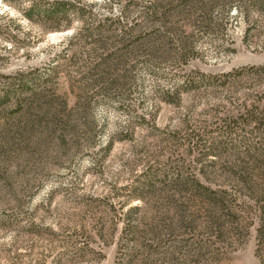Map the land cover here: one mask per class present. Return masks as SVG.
I'll use <instances>...</instances> for the list:
<instances>
[{
	"label": "rangeland",
	"instance_id": "1",
	"mask_svg": "<svg viewBox=\"0 0 264 264\" xmlns=\"http://www.w3.org/2000/svg\"><path fill=\"white\" fill-rule=\"evenodd\" d=\"M70 1L85 19L46 31L0 0L18 20L0 21V93L18 91L0 107V264H116L120 248L137 264H264L258 140L234 123L255 93L217 85L264 66V0H160L147 21L156 0ZM137 18L100 56L81 35Z\"/></svg>",
	"mask_w": 264,
	"mask_h": 264
},
{
	"label": "trees",
	"instance_id": "2",
	"mask_svg": "<svg viewBox=\"0 0 264 264\" xmlns=\"http://www.w3.org/2000/svg\"><path fill=\"white\" fill-rule=\"evenodd\" d=\"M190 1L197 0H185V5ZM159 2L160 0H156L150 3L148 13L143 16L144 21L158 20L162 16L167 15L160 11L158 5ZM3 3L8 7L17 10L20 13V20H27L29 23L45 29L46 31H65L72 28L76 21V12L77 16L82 20H84L86 16L84 10L76 9V2H71L70 0H3ZM0 21L14 24L18 20L10 19L9 14L0 12ZM140 25L141 22L138 18L131 23H128V21L124 22L122 19L116 21H100L93 23L88 28L85 26L82 27L81 35L85 36V38H96L94 39L96 49L93 53H97L98 55L100 50H108L107 47L109 46V41L112 39L111 37L104 38L105 34L117 31L119 32V36L122 37L121 40H126L133 36V33L138 27H140ZM18 26L19 28H22V25ZM0 34L3 33L0 31ZM112 58L113 56L102 57L101 55L102 61L100 64L103 65L107 60L109 61ZM99 65H97V67H99ZM220 79H223L222 82H219L217 78L215 79V81L219 82L217 85L222 84L223 86H226L230 83H236L237 81L251 83L250 89L255 93V102L252 104L242 103L239 106V112L244 113L240 115V121L237 120L238 122L234 121V123L237 126H243L244 129L249 128V134L251 137H253L252 135H255V138L253 139L258 140L255 144H249L248 150L249 153H252L249 157L252 159L255 158L258 161L256 167L262 172L261 176L262 179H264V109L262 108L264 102V66L237 69L233 72L221 75ZM27 86H29L28 82L21 86L19 92L26 90ZM13 94L15 96L18 95V91L16 90L15 93H13V91L0 93V107L3 106ZM244 129H242V131ZM227 130L226 133L228 132V134L232 135L231 132H235V127L228 124ZM249 178H251L250 175L244 172L240 176V180L243 183H246L245 185L248 187L250 183ZM213 195L215 196V194ZM135 230L134 227L128 225L124 231L125 233L129 232V234H133L135 233ZM125 246V244L122 245V250ZM138 261L139 257L137 253L127 252L126 254H123L120 248V257H118L116 264H137Z\"/></svg>",
	"mask_w": 264,
	"mask_h": 264
}]
</instances>
